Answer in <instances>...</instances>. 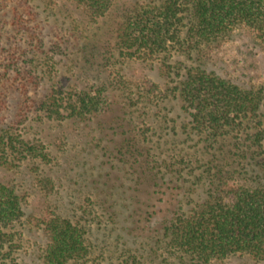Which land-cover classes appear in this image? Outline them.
Returning a JSON list of instances; mask_svg holds the SVG:
<instances>
[{"label": "rangeland", "instance_id": "rangeland-1", "mask_svg": "<svg viewBox=\"0 0 264 264\" xmlns=\"http://www.w3.org/2000/svg\"><path fill=\"white\" fill-rule=\"evenodd\" d=\"M147 1L113 0L93 21L74 0H15L0 11V135L19 134L35 151L10 167L0 164V182L15 190L24 212L8 230L16 244L8 243L11 254L1 264H45L49 239L39 219L52 215L84 230L87 255L65 264H183L163 227L190 206L186 199L181 206L182 196L197 198L191 189L208 156L161 58H129L116 49L119 23ZM14 6L37 41L26 29L15 32ZM177 57L171 60L194 63ZM202 67L242 88L258 87L264 48L237 29ZM102 86L93 116L55 120L40 110L56 91L67 101ZM209 264L264 261L236 255Z\"/></svg>", "mask_w": 264, "mask_h": 264}, {"label": "trees", "instance_id": "trees-1", "mask_svg": "<svg viewBox=\"0 0 264 264\" xmlns=\"http://www.w3.org/2000/svg\"><path fill=\"white\" fill-rule=\"evenodd\" d=\"M13 1L0 0V11ZM74 1L92 21L104 17L113 2ZM10 11L15 32L26 29L19 8ZM237 29L248 31L264 48V0L147 1L125 14L116 30V49L125 56L161 58L162 72L186 105L192 128L204 138L208 157L195 179L197 188L191 189L197 198L189 200L184 192L179 202L183 206L186 199L190 206L163 227L166 244L183 264H209L236 255L264 261V83L242 88L202 67L212 49ZM26 31L37 41L32 28ZM175 56H188L194 63L171 60ZM104 92V86L80 89L62 101L56 91L40 102V110L55 120L93 116L101 111ZM33 153L19 134L0 135L3 166ZM23 216L15 190L0 182V264L11 254L8 243L16 244L8 230ZM39 223L49 239L45 264H65L87 255L84 230L76 223L58 215Z\"/></svg>", "mask_w": 264, "mask_h": 264}]
</instances>
